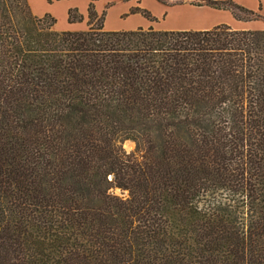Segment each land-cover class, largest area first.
Segmentation results:
<instances>
[{"label": "trees", "instance_id": "obj_1", "mask_svg": "<svg viewBox=\"0 0 264 264\" xmlns=\"http://www.w3.org/2000/svg\"><path fill=\"white\" fill-rule=\"evenodd\" d=\"M88 16L0 0V264H264V31Z\"/></svg>", "mask_w": 264, "mask_h": 264}, {"label": "crops", "instance_id": "obj_2", "mask_svg": "<svg viewBox=\"0 0 264 264\" xmlns=\"http://www.w3.org/2000/svg\"><path fill=\"white\" fill-rule=\"evenodd\" d=\"M44 2V0H39ZM49 0H47L48 2ZM46 9L57 18V31H84L88 29V8L91 3L99 15L105 13V30L129 31L154 28L160 31H208L227 25L235 31H264V20L245 21L235 17L232 11L215 9L207 5H195L199 0H181L166 4L158 0H53ZM233 1L237 5L264 16V0H213ZM77 8L83 22L70 23L69 10ZM46 13V12H45ZM149 16H147V15ZM60 17V18H58ZM61 19V22H59Z\"/></svg>", "mask_w": 264, "mask_h": 264}, {"label": "rangeland", "instance_id": "obj_3", "mask_svg": "<svg viewBox=\"0 0 264 264\" xmlns=\"http://www.w3.org/2000/svg\"><path fill=\"white\" fill-rule=\"evenodd\" d=\"M160 2H164L166 4H176V3H179L181 2V0H158ZM29 4H30V7H31V10H32V13L38 17H44L46 14H49L47 12L46 9H48L51 5L50 4H53L54 1L53 0H49L47 2V0H44V2H41L39 0H28ZM50 3V4H49ZM46 12V13H45ZM51 17H53L54 19H56V24H57V18L56 16H54L53 14H50ZM147 15V14H146ZM101 16V15H100ZM149 16V15H147ZM60 18V17H58ZM100 17H98L97 20H95V24H101L104 26V29H105V18L104 20H100L99 19ZM99 20V21H98ZM88 21H89V16H88V20H87V24H88ZM61 22V19L60 21ZM56 24L55 26L53 27V30H57L56 29ZM88 29H89V25H88ZM87 29V30H88ZM131 143V144H130ZM124 149L126 152L130 153V152H133L136 148V143L133 142V141H126L123 145ZM115 194L116 195H119V196H127L126 193H123L121 192L120 190L116 189L115 190Z\"/></svg>", "mask_w": 264, "mask_h": 264}, {"label": "bare ground", "instance_id": "obj_4", "mask_svg": "<svg viewBox=\"0 0 264 264\" xmlns=\"http://www.w3.org/2000/svg\"><path fill=\"white\" fill-rule=\"evenodd\" d=\"M131 144V143H130Z\"/></svg>", "mask_w": 264, "mask_h": 264}]
</instances>
